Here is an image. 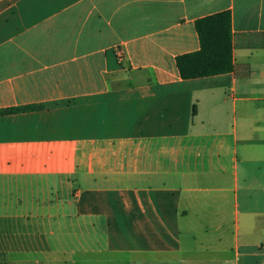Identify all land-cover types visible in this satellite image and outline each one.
<instances>
[{"label": "crops", "instance_id": "1", "mask_svg": "<svg viewBox=\"0 0 264 264\" xmlns=\"http://www.w3.org/2000/svg\"><path fill=\"white\" fill-rule=\"evenodd\" d=\"M223 11L233 70L181 79ZM25 106L0 264H264V0H0V110Z\"/></svg>", "mask_w": 264, "mask_h": 264}, {"label": "trees", "instance_id": "2", "mask_svg": "<svg viewBox=\"0 0 264 264\" xmlns=\"http://www.w3.org/2000/svg\"><path fill=\"white\" fill-rule=\"evenodd\" d=\"M199 49L176 57L175 65L183 80H192L230 73L233 70L231 15L215 13L194 22ZM40 109L25 106L0 110V115Z\"/></svg>", "mask_w": 264, "mask_h": 264}, {"label": "rangeland", "instance_id": "3", "mask_svg": "<svg viewBox=\"0 0 264 264\" xmlns=\"http://www.w3.org/2000/svg\"><path fill=\"white\" fill-rule=\"evenodd\" d=\"M7 191L8 192H4L0 195V239L5 235L8 237H11V235L15 236L13 231L19 222V219L16 218V215L23 212L19 207H16L15 203L13 202L14 198L17 195H20L18 193V188L10 187V189H7ZM41 221L42 220H39V222ZM43 221L46 222L45 219H43Z\"/></svg>", "mask_w": 264, "mask_h": 264}]
</instances>
